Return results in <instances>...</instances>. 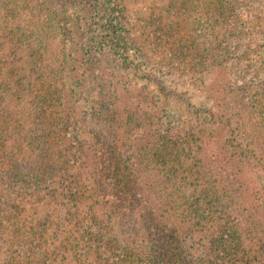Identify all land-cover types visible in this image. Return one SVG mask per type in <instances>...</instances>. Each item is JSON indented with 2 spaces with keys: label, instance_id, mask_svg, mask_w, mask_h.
<instances>
[{
  "label": "rangeland",
  "instance_id": "1",
  "mask_svg": "<svg viewBox=\"0 0 264 264\" xmlns=\"http://www.w3.org/2000/svg\"><path fill=\"white\" fill-rule=\"evenodd\" d=\"M22 1L29 5L22 13L29 17L31 5L43 0ZM70 1L56 0L66 7ZM94 1L107 7L102 24L76 30V39L68 27L55 34L66 55L91 60L95 70L84 79L81 106L80 95L52 103L53 89H44L41 82L47 79L52 88L56 86L50 80L61 71L62 58L58 49L53 50L55 41L41 51L40 44L25 45L23 38L19 45V30L27 29L25 23L11 27L13 31L3 30L0 264H8L12 253L17 264H28L17 253L38 246L39 259L47 264H109L104 257L110 237H141L140 211L126 208L117 189L102 188L91 201L88 195L96 193L94 179L82 175V154L85 165L99 157L95 150L87 152L89 145H97L96 150L113 145L114 108L121 115L131 113L138 123L143 115H150L157 140L165 137L180 143L169 145L160 159L171 156L177 161L175 168L163 170L169 179H177L170 186L178 188L181 197L162 196V200L166 206L183 201L194 205L183 224L198 264H264V243L259 251L240 246L225 254L219 253L215 240L223 220L237 217L224 214L229 201L238 203L236 211L241 207L256 216L259 203H264V101L241 92L246 83L264 87V0ZM9 8L1 15L10 23L15 21L13 4ZM69 25L78 29L76 22ZM75 41H79L76 46ZM213 63L219 68H212ZM226 81L235 82L236 88ZM143 134L134 126L123 136L128 153L146 152ZM5 142L11 156L4 152ZM65 166L69 170L64 173ZM106 166L102 164V170ZM220 172L216 200L209 196L207 182ZM50 209L54 225L47 222Z\"/></svg>",
  "mask_w": 264,
  "mask_h": 264
},
{
  "label": "trees",
  "instance_id": "2",
  "mask_svg": "<svg viewBox=\"0 0 264 264\" xmlns=\"http://www.w3.org/2000/svg\"><path fill=\"white\" fill-rule=\"evenodd\" d=\"M11 1L14 6V8H12L13 14H11L15 20L12 21L13 23H9L8 20L11 21L10 18L7 20L1 15L4 10L10 9L9 7L12 6V4H10ZM114 1L116 2V0ZM69 4L70 6L66 7V4L62 2L58 6L56 0H43L37 5H31L32 10L29 8L31 14H28L29 17H27V14L22 13V9L28 8L29 5L26 6L23 5V3L21 4L20 0H0V42L4 41L5 35L3 30L6 31L7 27H9L10 31H13L11 27L20 28V25H24V23L27 29L23 27L20 28V41L17 40L18 43L20 42L19 45L22 44L21 40L23 38V44L31 45L33 42H36L40 44L41 51H47V47L48 49L52 47L48 45V42H52V40L55 41L57 46L53 47V50L58 49L57 51H59L62 58V63L60 62L62 66L61 71L50 80V82H53L56 86L52 88V84L48 83L47 79H42L41 82L44 89H53V94L50 98L52 103H56V98L62 100L64 96L77 97V95H80V97L77 98H80L79 103L81 106V103L84 101L82 97V94H84L82 92L83 86L87 83V80L84 81V79L89 77L88 75L94 73L95 70L91 66V60L88 62L87 60L79 61L73 59V55H66L64 44L59 35L55 34L58 29L60 31L62 27H68L71 32L75 33L74 38L76 39V30L84 31V29L88 30L102 24L105 20L103 15L107 7L95 3L94 0H72ZM69 9L73 11L70 15L68 14ZM72 22H76L78 29L71 27L73 24L68 26V24ZM78 40L80 41L81 38ZM79 41H75L74 45L76 46ZM261 67L262 70H264V60L262 61ZM212 68H219V65L213 63ZM245 73L246 76H249L248 72ZM226 82L229 86L231 85L228 81ZM231 87L236 88V83L233 82ZM242 91H246L247 94L250 95L251 100L256 102L261 100L264 101V87L261 88L254 83H246L244 87H241V92ZM124 92L126 93L127 90ZM71 115L72 112L68 114L67 117H71ZM110 117L112 121H114L115 126V137L112 147L109 149L102 148L96 150L97 145H93L95 146L94 148L89 145L90 148L87 149V152L91 153L95 150L99 157H96V161L88 165H85V154H82V175L84 178L91 176L96 185V193L88 195V198L94 201V197H96L99 190L102 192V188L103 191L117 189L119 191V201L124 204L126 208H131V210H136L138 212L140 211L139 218L142 224L140 231L141 237L138 236V238L134 239L126 235L121 238L120 235L122 234L110 237L105 244L106 251H108L104 257L105 261L107 263L109 262V264H198L199 260L194 255L196 252L189 247L185 234V226L183 224L193 213L194 205L189 201H183L175 206H166L167 203L162 200V196H166L167 198H174L176 196L179 198L181 197L180 190L173 185L170 186L171 180L176 185L178 182L177 179H169L168 174L163 170L165 167L173 166L172 168H175L177 161H174L171 156L165 158L162 156V159H160L161 154H164L163 151H165L169 145L178 146L180 143L173 138L171 142L165 139V137H161V141L160 139L157 140L155 138L157 131L154 129L155 124L151 122L150 115H143V119L138 123V120H135L131 113H123L121 115L119 112H116L114 108ZM73 118L75 122L76 117L74 116ZM70 121L71 119L67 121L65 129ZM131 126L133 127V131L134 126L139 129L141 128V130L143 129L144 134L141 138L148 146L146 152L133 149L128 153L127 148L124 147L123 136H127L128 133L133 132ZM127 128H131L129 132ZM147 137L155 138V141L153 139L147 141ZM8 145L9 144L6 142L4 143V152L11 156L12 149L9 148ZM83 149H85V147ZM150 154H153V156ZM104 155L106 157H103ZM201 155L199 161L206 158L203 153ZM66 158L67 156L64 157V159ZM201 163H203V161ZM102 164L107 165L104 170H102ZM67 170H69V168L65 166L63 169L64 173ZM8 173H6L7 176ZM175 174L177 175V173ZM216 175L217 177L215 176V180L210 179L207 183L210 189L209 192L212 193V195L208 193L209 196L217 200V183H220L222 172ZM222 184H224V181ZM257 195L259 198L262 197L260 193ZM237 204L238 203H234V201H229L225 208L226 213L224 214H235L237 217L233 216L223 220L218 237L215 239L219 253L225 252L226 254L232 251H238L240 246H242L241 248L243 249H247L249 252L259 251V246L264 243V237H260L264 235V203H259L261 207L259 209L256 208L257 212L260 213L259 216L251 213L247 214L248 211H242L241 207H239L240 212L236 211L234 208ZM25 211L21 215L25 214ZM51 215L52 212L50 209L47 222L48 224L54 225L53 219H50ZM258 217L261 218L259 219ZM99 234L98 240L102 241ZM87 235L90 236L91 233ZM105 236H107L106 233ZM48 238H50L49 234H45L44 239L48 241ZM12 242L13 241H10V243ZM31 252L26 251L23 254L17 253L16 257H19L18 259L22 258V260L28 264H30V262L32 264H47L39 259V252L41 253L40 246L37 247V250ZM103 253L104 252H101L99 255L104 256ZM31 255L32 257H30ZM10 256L11 257H9L6 262L8 264H17L13 253Z\"/></svg>",
  "mask_w": 264,
  "mask_h": 264
}]
</instances>
